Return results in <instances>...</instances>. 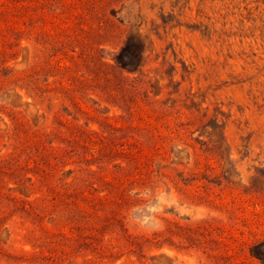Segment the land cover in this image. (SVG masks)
I'll return each mask as SVG.
<instances>
[{"label":"rangeland","instance_id":"rangeland-1","mask_svg":"<svg viewBox=\"0 0 264 264\" xmlns=\"http://www.w3.org/2000/svg\"><path fill=\"white\" fill-rule=\"evenodd\" d=\"M0 264H264V0H0Z\"/></svg>","mask_w":264,"mask_h":264},{"label":"trees","instance_id":"trees-1","mask_svg":"<svg viewBox=\"0 0 264 264\" xmlns=\"http://www.w3.org/2000/svg\"><path fill=\"white\" fill-rule=\"evenodd\" d=\"M125 59H126L125 61H122V60H121V61L119 62V65H120L122 68H126V69H129V70L134 69V68H133V65H134L133 63H134V62H133V60H132V57H130V54H129V55L127 54V55L125 56Z\"/></svg>","mask_w":264,"mask_h":264}]
</instances>
